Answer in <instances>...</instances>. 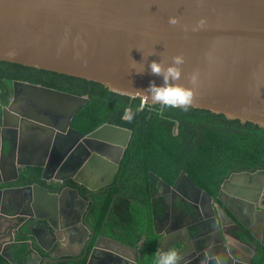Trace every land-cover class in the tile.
<instances>
[{
  "label": "water",
  "instance_id": "95a60500",
  "mask_svg": "<svg viewBox=\"0 0 264 264\" xmlns=\"http://www.w3.org/2000/svg\"><path fill=\"white\" fill-rule=\"evenodd\" d=\"M172 16L179 19L178 25L169 24ZM201 19L204 27L193 30ZM150 52L154 54L148 57ZM177 54L185 58L178 83L195 88L191 107L264 128V0H0L3 62L96 82L150 104L141 92L150 81L159 83L160 78L150 72L148 63H168ZM133 60L139 63L138 69L145 68L143 73L130 68ZM194 72L199 73V80L191 85L189 77ZM31 87L39 99L49 95L57 101L66 100L74 108L67 110L63 125L57 124L56 118L45 117V106L40 104L24 113L11 106L3 108V128L16 131L19 121L28 119L26 127L30 130L20 136L19 142L15 138L13 147L8 144L5 150L1 144L0 185L16 182L28 167L41 168L46 180L52 168V179L57 182L71 180L90 189L111 184L132 131L105 123L82 135L67 156L56 159L54 132H66L78 108L89 99L42 85ZM43 131L51 133L46 140L40 139ZM238 176L243 177L235 173L231 178ZM155 177L166 188H174ZM181 177L186 178V173ZM244 181L245 185L249 177ZM227 182L221 191H225ZM259 189L256 193L264 197ZM70 192L77 195L70 190L55 195L39 184L0 190V254L5 256L4 245L8 239L14 242V235L32 236V225L24 223L26 216L21 221L22 216L17 215L26 209L30 214L31 210L47 212L54 206L57 219L58 202L61 210H71L67 207ZM254 203L259 207L254 210H261L264 217V204ZM229 210L238 223L218 206L213 208L211 219L202 226L198 224L193 232L183 229L191 228L185 223L169 222L161 231L155 228L161 237L157 249L183 244L186 264H210L212 255L221 257L224 264H237L235 247L249 251L250 262L257 256L264 258L257 235L234 209ZM106 242L110 246L102 247L101 253L107 262H92L91 257L88 264H137V250L110 238Z\"/></svg>",
  "mask_w": 264,
  "mask_h": 264
},
{
  "label": "trees",
  "instance_id": "16d2710c",
  "mask_svg": "<svg viewBox=\"0 0 264 264\" xmlns=\"http://www.w3.org/2000/svg\"><path fill=\"white\" fill-rule=\"evenodd\" d=\"M0 68V81L47 72L3 61ZM60 76L74 86L70 87L73 94L89 99L72 121L76 129L89 134L109 123L132 131L115 176L117 190H109L107 196L96 200V210L102 224L108 216L110 226L122 222L131 235L132 246L148 231L142 248L145 264H152L157 250V236L147 211L166 206L155 175L172 185L185 172L203 190L216 196L233 173L264 168V128L257 124L193 107L183 111L144 104L141 98L115 93L102 84ZM115 194L120 196L115 199ZM132 205L133 214L122 212ZM1 263L8 264L0 255Z\"/></svg>",
  "mask_w": 264,
  "mask_h": 264
},
{
  "label": "flooded vegetation",
  "instance_id": "af4514ba",
  "mask_svg": "<svg viewBox=\"0 0 264 264\" xmlns=\"http://www.w3.org/2000/svg\"><path fill=\"white\" fill-rule=\"evenodd\" d=\"M54 73L47 71L45 74H42L39 72L35 74V77L32 73H26L23 74L24 76L22 75L24 79H2L0 81V148L2 143H4L5 150L8 144L10 147H13L15 145L14 139L17 138V142H19L20 136L24 133L28 134L30 130V128L26 127L29 124L28 119L26 121H19V128L16 131L14 129L8 130L7 128H3V108L5 106H11L12 110L16 111L31 112V106L38 107L40 104L45 106L42 107L45 117L56 118L57 124H65L64 118L67 116V110L74 108L73 105H67L66 100L57 101L49 95H45L42 99H39L36 91L31 87V85H42L46 88L73 94L71 88L74 86L70 83L68 85L67 81L60 76L61 74L55 73L57 75H53ZM85 105L78 108L66 132H54L53 140L54 147H56V159L67 156L77 146L82 135H88L83 134L72 125L77 112ZM50 135L49 131H43L40 139L46 140ZM2 158L3 155L0 153V159ZM49 170L48 179L46 180L42 178L43 170L41 168L28 167L20 172V177L16 182L0 185V190L39 184L55 195H62L66 190L77 192V195L70 192L71 195L67 198V207H70L71 210H61L60 202H58V207L55 209V212L58 213L57 219L53 216L54 206H51V210L47 212L31 210L33 213L30 214V211L26 209V212L17 215L22 216L21 221L26 216L24 223L32 225V236L20 237L14 235V242H9L8 239L7 244L4 245L5 256L0 254L5 262L8 264H88L91 257L92 262H103L104 260L107 262V259H104L106 256L101 253V248L110 246L106 242L110 238L122 243L126 247L137 250L139 257L136 263L145 264L142 248L147 239V230L138 239L136 245L132 246L129 244L131 235L127 234V230L124 228L122 222L117 226H110L109 216L103 220L105 221L104 224L101 221L102 216L98 218L96 200H101L103 196H107V191L109 190H117L118 185L115 184V178L109 185L90 189L71 180L57 182L52 179V168ZM238 173H241L243 177L231 178L235 174L233 173L223 182L224 184L228 181L225 191H221L222 184L216 196L203 190L188 176L186 178L181 177V174L170 185L174 188H166L158 182V188L161 191V195L165 197L166 206L162 210L153 208L152 211H147L148 217L151 219L153 232L157 236V241L161 237L155 233V228L157 231H161L169 222L174 225L175 223H185L186 225H191V228L185 227L183 229H190L193 232L196 230L195 227L198 224L202 226V223L208 222L211 219L213 208L218 209V206H222L235 222L238 223L236 218H234V214L229 210L230 208L235 210L234 213L247 226H250L259 239L258 245L261 250L264 244V217L261 210H254L255 206H257L254 202L259 201L264 204V197H260L258 196L260 194L256 193L257 188H260V192L264 191V168ZM245 177H249V181L244 185ZM92 185L94 186L95 184ZM204 191L209 195L205 194ZM116 196H120V194H115V199L117 198ZM133 206H131V210L125 209L122 212L133 214ZM78 217H80V220H78ZM125 220H129V218H125ZM17 223L18 221L14 220V224ZM234 231L236 234L238 233L236 229ZM257 232H261V234L259 235ZM143 239L144 242L141 244ZM231 245L234 246V244ZM117 249L119 250V248ZM260 252L262 253V251ZM257 258L259 257L257 256ZM249 259L240 258L237 264H261L256 261V258L252 262Z\"/></svg>",
  "mask_w": 264,
  "mask_h": 264
},
{
  "label": "clouds",
  "instance_id": "9594fccd",
  "mask_svg": "<svg viewBox=\"0 0 264 264\" xmlns=\"http://www.w3.org/2000/svg\"><path fill=\"white\" fill-rule=\"evenodd\" d=\"M171 25H178L179 19L175 16L169 17ZM205 21L201 19L193 30L204 27ZM154 53H148V57ZM144 55V53H143ZM145 58V57H144ZM135 61V60H133ZM185 58L182 54L174 55L171 61L164 63L161 60H151L147 67L150 72L160 78V82L150 81L147 88L141 92L143 98L150 104L162 107L177 108L188 111L193 104L195 88L178 83L183 75L182 65ZM135 63L130 65L137 73H143L145 68H137ZM191 85H196L199 80V73L194 72L189 77ZM183 244H172L167 248L157 249L153 253L152 264H186L182 252ZM210 264H224V260L212 255Z\"/></svg>",
  "mask_w": 264,
  "mask_h": 264
},
{
  "label": "crops",
  "instance_id": "0c3cea01",
  "mask_svg": "<svg viewBox=\"0 0 264 264\" xmlns=\"http://www.w3.org/2000/svg\"><path fill=\"white\" fill-rule=\"evenodd\" d=\"M258 233V232H257ZM259 235L261 234V232L258 233ZM235 247V246H234ZM235 254L237 255V257L240 259V258H248V256L250 255L251 256V253L249 251H242V249H238L235 247ZM262 253L264 252V247H261V250ZM256 261L260 262L261 264L264 263V258L261 257V258H256Z\"/></svg>",
  "mask_w": 264,
  "mask_h": 264
}]
</instances>
